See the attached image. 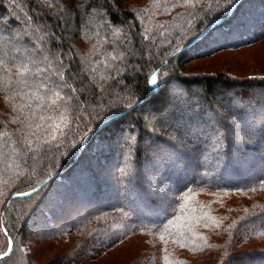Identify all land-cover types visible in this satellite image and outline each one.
<instances>
[{
    "label": "trees",
    "instance_id": "obj_1",
    "mask_svg": "<svg viewBox=\"0 0 264 264\" xmlns=\"http://www.w3.org/2000/svg\"><path fill=\"white\" fill-rule=\"evenodd\" d=\"M75 3L82 13L90 5V14L82 34L67 40L64 50L70 49L81 74L94 81L119 63L113 56L135 52L121 79L136 99L113 122L86 132L93 106L108 103L98 89L77 93L61 110L66 89H44L31 76L25 86L16 80V67L7 60L0 66V249L4 227L15 242L0 264H264V75L238 78L193 67L264 43V0ZM69 11L66 0H15V6L0 0V14L11 29L18 30L27 16L34 17L33 29L45 26L37 37ZM241 19L246 27L238 35L211 48L202 42L235 32ZM59 47L52 42L53 50ZM154 73L183 82L191 93L169 123L192 127L195 151L191 144L175 154L158 151L162 139L176 133L168 124L154 125L153 115L167 100L166 89L149 91ZM232 115L243 116L244 130L232 142H217L211 125ZM99 119L88 127L96 129ZM130 127L131 148L124 143ZM18 136L26 137L22 147L15 143ZM145 176L164 191L152 196L151 206ZM30 188L38 191L13 195ZM161 202L163 210L157 207Z\"/></svg>",
    "mask_w": 264,
    "mask_h": 264
},
{
    "label": "snow or ice",
    "instance_id": "obj_2",
    "mask_svg": "<svg viewBox=\"0 0 264 264\" xmlns=\"http://www.w3.org/2000/svg\"><path fill=\"white\" fill-rule=\"evenodd\" d=\"M67 6L71 9L66 15L60 16L51 28H45L44 35L37 37L36 33L41 31V27L32 28L34 23L33 16H27L26 22L21 24L18 30L11 29L8 25V20L3 14H0V44L4 45L0 47V66H5V62L11 64L18 69L16 80L18 83H25L29 76L32 77L34 81L39 80L40 87L44 89H66L69 93L64 99L66 103L61 106V110H66L67 107L71 105V102L77 93H82L84 91H91L95 94L96 89L99 90V95L101 97H107L108 103L103 107L99 104L93 106L95 114L89 113L90 120L97 119L99 122L96 125V129L88 127L85 125L86 132H93L100 129L101 125L105 121L113 122L118 116L119 112L125 108L132 107V101L136 99L134 92L127 86V84L122 82V74L126 73L128 68L129 58L135 55V52L129 50L126 53L120 52L118 55L113 56L114 61L118 60L119 63L112 65V71L103 78L101 81L89 80L85 75L81 74V70L75 62V58L71 55L70 49L68 51L64 50V44L67 40L71 39L74 35L82 34L81 25L85 23L84 16L90 14L91 6L89 5L81 12V6L75 3V0H66ZM11 5L15 6V0H11ZM211 7V5H208ZM40 7V4H37ZM49 9L53 8L54 5L51 3L47 4ZM107 24H111V21H105ZM246 27L245 20H238L235 25V32L224 33L216 37L205 36L202 42H206L208 47L211 48L214 45H219L223 40L229 39V37L238 35L239 30ZM264 28V25L261 26ZM57 29L61 30L60 35H57ZM48 37V40H45ZM198 38V34L196 37ZM145 40L148 39L147 36L144 37ZM55 41L60 47L58 50H53L52 42ZM179 42L177 47L170 53L172 58H175L179 52ZM144 50L141 48V53ZM11 53V56H9ZM19 60V62H17ZM27 61V63H25ZM94 63V61H93ZM164 63V62H162ZM31 65V67H29ZM43 65V67L41 66ZM165 66H167L165 64ZM34 69V70H33ZM134 70V66H133ZM10 72V69L8 70ZM94 68H90V73L94 72ZM44 78H47V83L44 82ZM72 81V82H70ZM149 83L153 85V88L149 89L150 92H161L165 89L167 90V100L166 104L162 109L157 110L153 115V120L158 125L168 124L169 127L175 129V135L169 133L168 136L164 137L161 141V145L158 146V151L167 152L170 154H175L176 151L181 147L182 144H191L192 151L196 150V144L193 142V136L196 133L193 131L192 127L188 125H178L176 123H169L174 121L177 113L180 112L182 108L186 107L187 98L190 97L191 93L188 89L184 87L183 82H175L172 77H168L165 74V78L158 79V74L154 73ZM74 84H79L80 87L77 88ZM119 88L120 91H116ZM53 95L59 96L58 91H53ZM77 106H79V98L76 97ZM199 107V105H197ZM190 110V109H189ZM261 111L264 113V105H261ZM101 113L103 116L101 117ZM222 115V114H221ZM238 115V114H237ZM237 115H232L231 117H224L223 120L217 119L211 125V130L213 137L217 142L229 141L232 142L233 139L237 138L236 133L238 130H244V120L243 116L237 119ZM133 129L129 128L127 135L124 137V143L130 148L133 146L134 136ZM262 133H264V120H262ZM251 135L252 133H248ZM35 136V133H32ZM86 137L81 135L79 137L80 142L83 143ZM243 139V137H239ZM26 137L18 136L16 140V145L23 146V141ZM71 143V142H70ZM31 151V149H29ZM27 165V160L24 161ZM43 185V181L40 182ZM144 191L146 196L149 198L146 206H151L156 203L152 200V196L157 193V189L153 186V182L150 176L144 177ZM253 191L255 189H252ZM38 189L30 188V192L17 191L13 193L16 196H28L30 194L36 193ZM163 210V203L157 205ZM139 218V217H138ZM5 236L4 249H0V259H5L8 257L12 250L13 244L15 243L12 236L9 235V230L7 227L3 229Z\"/></svg>",
    "mask_w": 264,
    "mask_h": 264
},
{
    "label": "rangeland",
    "instance_id": "obj_3",
    "mask_svg": "<svg viewBox=\"0 0 264 264\" xmlns=\"http://www.w3.org/2000/svg\"><path fill=\"white\" fill-rule=\"evenodd\" d=\"M193 67L195 71L228 72L238 78L262 77L264 75V43L239 52L222 53L213 59L201 60L195 63ZM158 193L162 194L164 191L158 190ZM34 233L37 234L38 232L35 230Z\"/></svg>",
    "mask_w": 264,
    "mask_h": 264
}]
</instances>
